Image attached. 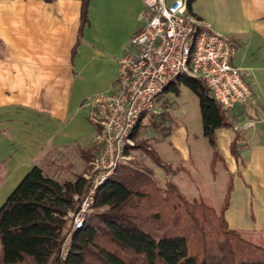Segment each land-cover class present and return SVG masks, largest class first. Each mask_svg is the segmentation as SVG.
Segmentation results:
<instances>
[{
    "label": "crops",
    "instance_id": "1",
    "mask_svg": "<svg viewBox=\"0 0 264 264\" xmlns=\"http://www.w3.org/2000/svg\"><path fill=\"white\" fill-rule=\"evenodd\" d=\"M108 1L89 0L82 22V0H0V202L33 165L45 171L64 158L82 171L91 159L97 128L87 99L115 90L118 57L146 21L141 0H117L127 8L125 35L105 34ZM188 10L231 39L250 93L225 110L229 125L214 130V146L200 135L191 144L177 124L148 167L157 182L217 210L231 183L228 226L264 238V0H192Z\"/></svg>",
    "mask_w": 264,
    "mask_h": 264
},
{
    "label": "trees",
    "instance_id": "2",
    "mask_svg": "<svg viewBox=\"0 0 264 264\" xmlns=\"http://www.w3.org/2000/svg\"><path fill=\"white\" fill-rule=\"evenodd\" d=\"M88 1L82 0V22ZM179 83L197 94L203 134L214 146V130L229 125L225 110L202 79L182 76L166 90L177 92ZM85 189L81 174L58 181L33 165L0 205V264H264V239L243 235L225 219L231 183L215 210L172 182L158 183L148 170L120 166L97 189L95 211L72 230L66 215Z\"/></svg>",
    "mask_w": 264,
    "mask_h": 264
},
{
    "label": "built area",
    "instance_id": "3",
    "mask_svg": "<svg viewBox=\"0 0 264 264\" xmlns=\"http://www.w3.org/2000/svg\"><path fill=\"white\" fill-rule=\"evenodd\" d=\"M141 1L146 21L118 57L115 90L96 93L86 102L88 120L97 128L95 152L82 173L86 189L71 214L72 230L82 226L93 208L97 189L117 168L131 165L132 129L143 113H158L157 96L171 83L182 76L202 79L224 110L250 93L248 72L231 62V39L190 13L189 0Z\"/></svg>",
    "mask_w": 264,
    "mask_h": 264
},
{
    "label": "rangeland",
    "instance_id": "4",
    "mask_svg": "<svg viewBox=\"0 0 264 264\" xmlns=\"http://www.w3.org/2000/svg\"><path fill=\"white\" fill-rule=\"evenodd\" d=\"M126 15L127 8L125 2H119L117 0H109L108 2H106L104 5V33L112 36H118L120 38L124 37L126 31ZM156 109L158 110V113L155 114L149 112L143 113V116L140 120V125L137 129L135 137L136 139H134V145L137 144L140 147L133 149L135 158L131 162V165L124 166L150 171L148 167L150 156L146 153L145 147L147 146L154 152L156 156L162 158L161 155L157 152L158 148L170 146V142L168 141L167 137V131L171 128H174L177 124H183L187 127L188 141L191 144L196 140V137L198 135L208 140V138L203 134L199 98L197 94L188 86L179 83L177 92L171 89H167L159 93L156 101ZM94 152L95 143L93 153ZM53 165L60 168L47 167L44 173L57 179L58 181H63L66 179L74 180L78 174L81 173L82 175V173L87 172V170L89 169V163H87L86 167L83 168L82 171L78 167L77 169L75 168L74 171V168L71 169L70 167L71 164H68L67 161L64 160V158ZM61 167H66L68 169H62ZM75 172L76 174H73ZM158 179V183L160 182L164 184V178L161 177ZM219 184L221 190L225 191L227 185V175L225 173H223L221 179L219 180ZM74 198L77 199L78 205L79 196L78 198ZM4 200L0 202V205ZM75 210L76 209L69 210L66 215L68 220L71 222L73 220V215L71 214ZM93 211H95V207H93L88 212L87 216ZM68 236L69 232L67 233L61 251L65 250L66 248L65 244ZM250 237L255 239H264L261 237Z\"/></svg>",
    "mask_w": 264,
    "mask_h": 264
},
{
    "label": "bare ground",
    "instance_id": "5",
    "mask_svg": "<svg viewBox=\"0 0 264 264\" xmlns=\"http://www.w3.org/2000/svg\"><path fill=\"white\" fill-rule=\"evenodd\" d=\"M262 202V201H261Z\"/></svg>",
    "mask_w": 264,
    "mask_h": 264
}]
</instances>
